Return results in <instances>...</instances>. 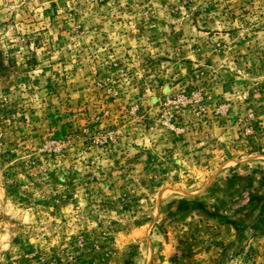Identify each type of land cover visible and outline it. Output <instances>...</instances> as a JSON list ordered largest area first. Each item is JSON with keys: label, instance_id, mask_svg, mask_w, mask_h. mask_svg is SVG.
Here are the masks:
<instances>
[{"label": "rangeland", "instance_id": "rangeland-1", "mask_svg": "<svg viewBox=\"0 0 264 264\" xmlns=\"http://www.w3.org/2000/svg\"><path fill=\"white\" fill-rule=\"evenodd\" d=\"M0 264H264V0H0Z\"/></svg>", "mask_w": 264, "mask_h": 264}]
</instances>
